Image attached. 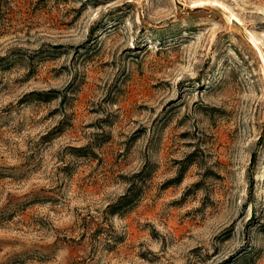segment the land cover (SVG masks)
<instances>
[{
    "label": "rangeland",
    "instance_id": "1",
    "mask_svg": "<svg viewBox=\"0 0 264 264\" xmlns=\"http://www.w3.org/2000/svg\"><path fill=\"white\" fill-rule=\"evenodd\" d=\"M0 264H264V0H0Z\"/></svg>",
    "mask_w": 264,
    "mask_h": 264
},
{
    "label": "trees",
    "instance_id": "2",
    "mask_svg": "<svg viewBox=\"0 0 264 264\" xmlns=\"http://www.w3.org/2000/svg\"><path fill=\"white\" fill-rule=\"evenodd\" d=\"M141 176H143L142 172L135 174V176L132 178L133 181L130 183L127 189V192L121 196L116 203L107 206L106 213H108V215H122L131 208L132 204L136 202L141 191V187L139 185L141 182L140 180L142 179Z\"/></svg>",
    "mask_w": 264,
    "mask_h": 264
}]
</instances>
